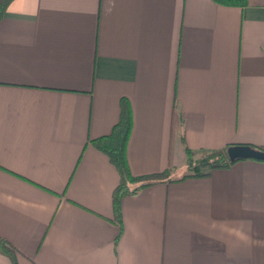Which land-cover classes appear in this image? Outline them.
<instances>
[{
    "label": "crops",
    "instance_id": "crops-1",
    "mask_svg": "<svg viewBox=\"0 0 264 264\" xmlns=\"http://www.w3.org/2000/svg\"><path fill=\"white\" fill-rule=\"evenodd\" d=\"M133 127L134 176L264 147V0H11L0 21V239L18 264H264V161L121 202L92 140ZM0 264H12L0 251Z\"/></svg>",
    "mask_w": 264,
    "mask_h": 264
},
{
    "label": "trees",
    "instance_id": "trees-1",
    "mask_svg": "<svg viewBox=\"0 0 264 264\" xmlns=\"http://www.w3.org/2000/svg\"><path fill=\"white\" fill-rule=\"evenodd\" d=\"M217 4L227 7H246L250 0H214ZM11 0H0V21L3 19L5 12ZM122 112L119 122L113 127L109 135L91 141L92 145L99 151L106 154L116 168L121 178L120 184L113 192V208L115 212L114 222L119 227V235L116 244L123 232L121 202L124 197L135 195L141 190L159 183H170L182 181L189 177L204 178L211 176L212 172L218 169H226L235 162H230L227 157V150L231 146L219 150L193 152L186 149L187 170L182 178H175L170 170L163 173L150 174L144 176H134L131 172L127 148L129 138L133 127V116L130 103L127 99H122ZM241 146H250L254 149L264 151V147H257L246 144ZM0 251L9 257L12 264H18L15 249L4 239H0Z\"/></svg>",
    "mask_w": 264,
    "mask_h": 264
},
{
    "label": "water",
    "instance_id": "water-1",
    "mask_svg": "<svg viewBox=\"0 0 264 264\" xmlns=\"http://www.w3.org/2000/svg\"><path fill=\"white\" fill-rule=\"evenodd\" d=\"M227 157L230 162L245 159L264 161V151L254 149L250 146L235 145L228 148Z\"/></svg>",
    "mask_w": 264,
    "mask_h": 264
},
{
    "label": "rangeland",
    "instance_id": "rangeland-1",
    "mask_svg": "<svg viewBox=\"0 0 264 264\" xmlns=\"http://www.w3.org/2000/svg\"><path fill=\"white\" fill-rule=\"evenodd\" d=\"M185 172V171H184ZM184 175V174H183Z\"/></svg>",
    "mask_w": 264,
    "mask_h": 264
}]
</instances>
